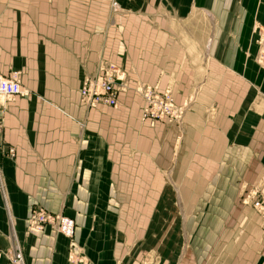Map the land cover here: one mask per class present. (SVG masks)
<instances>
[{
    "label": "crops",
    "instance_id": "0c3cea01",
    "mask_svg": "<svg viewBox=\"0 0 264 264\" xmlns=\"http://www.w3.org/2000/svg\"><path fill=\"white\" fill-rule=\"evenodd\" d=\"M259 27L264 0H0V74L27 91L0 100V250L264 264V222L241 202L264 181ZM110 65L119 105L87 106L85 78ZM146 86L171 90L184 118L143 120ZM34 205L71 217L74 236L31 228Z\"/></svg>",
    "mask_w": 264,
    "mask_h": 264
},
{
    "label": "built area",
    "instance_id": "2783aa9c",
    "mask_svg": "<svg viewBox=\"0 0 264 264\" xmlns=\"http://www.w3.org/2000/svg\"><path fill=\"white\" fill-rule=\"evenodd\" d=\"M257 34L259 53L256 59L259 66L264 67V28L259 27ZM19 78L17 72H13L10 77L0 74V100L2 98L13 100L18 95L27 94ZM121 80V72L113 65L100 68L98 73L85 78L81 86V101L89 107L98 104L118 106L120 92L118 82ZM140 91L146 102L143 110L144 119L150 120L152 124L158 120L178 122L182 119L183 110L175 103L171 90L161 93L156 87L146 86ZM7 153L11 157L16 156L12 147L8 148ZM241 202L244 205L251 204L264 222V181L245 190ZM27 221L33 229L45 230L50 227L68 238H72L75 233V222L71 217L53 213L40 205L31 208ZM4 257L9 261L7 264H25L21 246L17 243L10 251L0 250V264H3Z\"/></svg>",
    "mask_w": 264,
    "mask_h": 264
},
{
    "label": "rangeland",
    "instance_id": "374dc122",
    "mask_svg": "<svg viewBox=\"0 0 264 264\" xmlns=\"http://www.w3.org/2000/svg\"><path fill=\"white\" fill-rule=\"evenodd\" d=\"M119 4L120 3H118V2H112V10L113 11H117V10H119ZM256 61H257V59H256ZM258 63V62H257ZM259 65V64H258ZM140 90H141V88H140ZM139 90V92H140V94L142 95V93H141V91ZM172 93V92H171ZM173 95V94H172ZM142 97H143V95H142ZM173 98H174V96H173ZM143 100H144V98H143ZM145 102V101H144ZM176 103V102H175ZM119 105V104H118ZM145 105H146V102L144 103V107H143V110H144V108H145ZM180 107V106H179ZM180 108H182V110H183V117H182V119L184 118V113H185V110H184V107H180ZM142 116V118H143V120H147V119H144V117H143V113L141 114ZM181 119V120H182ZM179 122V121H178ZM263 181V180H262ZM262 181H259L258 183H261ZM257 183V184H258ZM243 194L244 193H242L241 194V200H242V196H243ZM246 206H251V204L250 205H246ZM251 207H253V206H251ZM258 214V213H257ZM259 215V214H258ZM260 216V215H259ZM148 263H150V259H148L147 261H144L142 264H148Z\"/></svg>",
    "mask_w": 264,
    "mask_h": 264
}]
</instances>
